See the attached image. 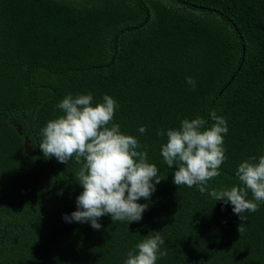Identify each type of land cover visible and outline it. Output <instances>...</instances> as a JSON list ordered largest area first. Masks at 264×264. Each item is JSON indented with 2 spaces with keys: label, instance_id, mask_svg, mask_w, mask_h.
Instances as JSON below:
<instances>
[{
  "label": "trees",
  "instance_id": "obj_1",
  "mask_svg": "<svg viewBox=\"0 0 264 264\" xmlns=\"http://www.w3.org/2000/svg\"><path fill=\"white\" fill-rule=\"evenodd\" d=\"M0 264H264V0H0Z\"/></svg>",
  "mask_w": 264,
  "mask_h": 264
}]
</instances>
